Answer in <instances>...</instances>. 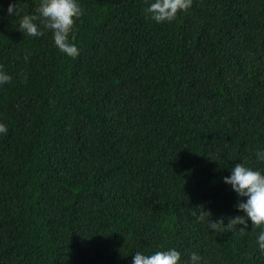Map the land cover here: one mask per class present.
Instances as JSON below:
<instances>
[{
    "label": "trees",
    "instance_id": "1",
    "mask_svg": "<svg viewBox=\"0 0 264 264\" xmlns=\"http://www.w3.org/2000/svg\"><path fill=\"white\" fill-rule=\"evenodd\" d=\"M153 2L79 0L73 59L8 14L40 0H0V264H264L250 220L197 219L244 216L224 177L264 173V0H193L171 23Z\"/></svg>",
    "mask_w": 264,
    "mask_h": 264
},
{
    "label": "clouds",
    "instance_id": "2",
    "mask_svg": "<svg viewBox=\"0 0 264 264\" xmlns=\"http://www.w3.org/2000/svg\"><path fill=\"white\" fill-rule=\"evenodd\" d=\"M193 4V0H154L145 8V14L157 23H171L179 13L187 12ZM8 14L19 17V31L27 36H43L45 30L51 31L54 45L60 52L76 59L79 49L74 43L76 40L77 21L82 22L85 10L79 0H40L35 8L34 14L21 15L17 3H10ZM28 60V56L24 57ZM27 80V76H24ZM12 76L3 71L0 65V87L11 84ZM8 128L0 123V134H7ZM257 160L264 162V150L256 152ZM231 176L224 177V182L230 184L241 200L237 207L244 212V216L229 217L226 224L223 218L213 221L207 217L211 216L210 211H202L198 216V222H205L216 232L232 231L237 225H242L240 234L248 228L249 220L254 229H262L258 236V243L261 251H264V173L253 170L245 164H236L232 168ZM203 207V206H202ZM204 209V208H203ZM195 215V212L193 213ZM132 264H181V253L175 248L157 251L154 254H143L137 252L134 255ZM190 264H202V257L193 252L190 257Z\"/></svg>",
    "mask_w": 264,
    "mask_h": 264
}]
</instances>
